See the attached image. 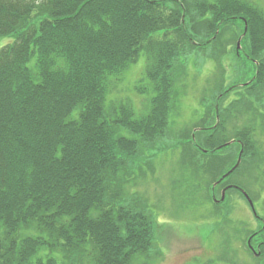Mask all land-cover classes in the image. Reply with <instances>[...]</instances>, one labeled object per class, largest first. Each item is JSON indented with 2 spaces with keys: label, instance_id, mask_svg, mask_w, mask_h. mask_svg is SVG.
Masks as SVG:
<instances>
[{
  "label": "trees",
  "instance_id": "trees-1",
  "mask_svg": "<svg viewBox=\"0 0 264 264\" xmlns=\"http://www.w3.org/2000/svg\"><path fill=\"white\" fill-rule=\"evenodd\" d=\"M243 35L251 65L239 83L225 87L221 50ZM7 36L16 40L0 49V264H135L151 251L154 219L133 188L139 153L147 159L174 133L175 74L199 49L219 55L221 72L206 100L210 115L183 138V163L192 166V177L209 178L205 196L213 209L231 212L232 192L244 198L231 188L214 203L228 184L249 194L231 180L255 169L264 138V10L256 2L0 0V40ZM142 56L154 92L150 111L137 117L129 101L108 108L110 78ZM241 83H248L244 96L221 103L219 124H209L217 114L213 101L224 102ZM137 90L148 92L145 85ZM234 112L247 115L238 134L226 132L231 119L237 124ZM242 148L239 167L213 190ZM224 151H230L226 158H215ZM259 234L264 228L248 236L254 248ZM262 242L259 255L251 252L259 260Z\"/></svg>",
  "mask_w": 264,
  "mask_h": 264
},
{
  "label": "rangeland",
  "instance_id": "rangeland-1",
  "mask_svg": "<svg viewBox=\"0 0 264 264\" xmlns=\"http://www.w3.org/2000/svg\"><path fill=\"white\" fill-rule=\"evenodd\" d=\"M252 1L264 10V0ZM243 37L240 38V46L239 39L236 42L229 41L225 50L221 48L224 57L222 61L225 69V87L239 83L243 71L251 65L250 61L245 62L248 44L242 41ZM231 38L232 35L228 37ZM15 40V36L3 37L0 40V49L14 43ZM211 51L199 49L183 61L182 72L175 74L176 82L172 91L175 110L171 117V124L173 122L171 126L174 125V133L167 132L164 140L159 141H162L159 149L157 151L151 149L147 159L139 153L142 166L136 168L138 179L133 188L144 196L142 202L146 203L152 212L150 214L154 219V241L151 251L136 257L135 264H264V260L251 255L245 245V240L252 230L262 227L255 219L250 203L244 199L245 197L242 198L238 193L232 192L231 212L222 213L213 209V205L205 196L209 178L192 177L189 170L192 166H185L183 163L182 143L187 141L183 138L193 136L200 130L196 128L199 121L201 119L204 121L210 115L206 111L209 110V106L206 109V100L210 101L211 96L215 94L217 80L220 77L221 69L215 61L219 55L211 56ZM29 66L33 68L34 61ZM145 77L146 59L142 56L126 72L110 78L107 107L109 108L112 103L129 101L134 106L137 117L146 115L151 109L154 92ZM248 83L231 88L224 102L219 104L213 101L217 114L212 116L209 124L214 123V127L219 124L218 108L221 103L222 107H226L242 98L245 92L243 86ZM140 85H145L148 92L140 93L137 90ZM244 112L246 113L245 110ZM242 114L232 113L236 118L238 116V121L236 124L234 119H231L227 123V133L238 134L246 125L247 115L243 117ZM259 138L260 156L255 155V169H244L231 181L235 180L247 187L249 194L256 200L255 211L264 218V201L258 199L260 190L264 197V138L261 136ZM167 141H170V146L165 147L164 143ZM229 153L230 151H224L215 158H226ZM185 159H189L188 155ZM225 187L217 191L218 199H222L224 191L226 198L227 190L230 189ZM134 196L138 198L135 193ZM251 196L249 195L254 202ZM262 241H264L262 234L253 238L257 253L261 250L258 244Z\"/></svg>",
  "mask_w": 264,
  "mask_h": 264
},
{
  "label": "water",
  "instance_id": "water-1",
  "mask_svg": "<svg viewBox=\"0 0 264 264\" xmlns=\"http://www.w3.org/2000/svg\"><path fill=\"white\" fill-rule=\"evenodd\" d=\"M246 31H247V27H246V29H245V33H246ZM244 33V34H245ZM244 36V35H243ZM242 36V37H243ZM240 42H241V39H240V41L238 42V45L240 46ZM242 154H243V149L241 150V152H240V155H239V157H238V160H237V163H236V165L233 167V169H231L228 173H226L225 175H223V177L221 178V180H223L224 178H226L227 176H229L239 165H240V163H241V161H242ZM220 180V181H221ZM220 181L219 182H217V183H215V185H217L218 183H220ZM242 192H243V194L245 195V197L247 198V200L249 201V203H250V206H251V208L253 209V211L255 212V205H254V203H253V201L250 199V197H249V195L245 192V191H243L242 190ZM224 195H225V191L223 192V197H222V200H224ZM255 214H256V212H255Z\"/></svg>",
  "mask_w": 264,
  "mask_h": 264
},
{
  "label": "flooded vegetation",
  "instance_id": "flooded-vegetation-1",
  "mask_svg": "<svg viewBox=\"0 0 264 264\" xmlns=\"http://www.w3.org/2000/svg\"><path fill=\"white\" fill-rule=\"evenodd\" d=\"M256 213H258V211ZM255 217H256V219H259L261 221V223L263 225V228H264V218H263V216H261V215L258 214V216H255ZM262 243L264 244V241Z\"/></svg>",
  "mask_w": 264,
  "mask_h": 264
}]
</instances>
